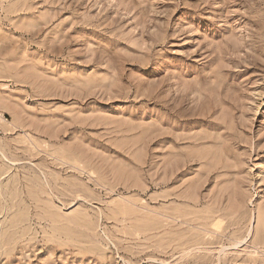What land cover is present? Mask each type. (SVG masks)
I'll list each match as a JSON object with an SVG mask.
<instances>
[{
  "label": "rangeland",
  "instance_id": "obj_1",
  "mask_svg": "<svg viewBox=\"0 0 264 264\" xmlns=\"http://www.w3.org/2000/svg\"><path fill=\"white\" fill-rule=\"evenodd\" d=\"M0 264H264V0H0Z\"/></svg>",
  "mask_w": 264,
  "mask_h": 264
}]
</instances>
